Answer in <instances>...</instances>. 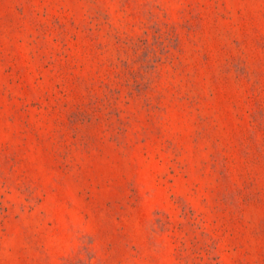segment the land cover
<instances>
[{
    "label": "rangeland",
    "instance_id": "rangeland-1",
    "mask_svg": "<svg viewBox=\"0 0 264 264\" xmlns=\"http://www.w3.org/2000/svg\"><path fill=\"white\" fill-rule=\"evenodd\" d=\"M0 264H264V0H0Z\"/></svg>",
    "mask_w": 264,
    "mask_h": 264
}]
</instances>
